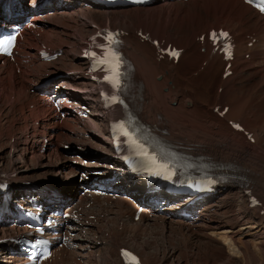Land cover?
<instances>
[{"label":"bare ground","instance_id":"bare-ground-1","mask_svg":"<svg viewBox=\"0 0 264 264\" xmlns=\"http://www.w3.org/2000/svg\"><path fill=\"white\" fill-rule=\"evenodd\" d=\"M48 1L49 8L47 9H38L30 5L35 2V0H31L28 5L19 2L18 10L22 12L31 11L28 12V15L31 22H33L32 30H40L39 37L41 40L49 45L52 50H60L61 54L51 61L35 59L33 61V69L35 70L26 74L28 79L24 83H18V79L21 78L22 73L25 72V64L17 61V66L12 67L10 63H7L4 74L2 76L0 75V96L6 98L5 101H8L9 95L12 94L13 99L9 105L16 106L20 112L26 109L28 114L31 115L34 120H37L38 123L50 120L52 115H47L41 105L28 106V103L32 102L38 93L27 92L26 89L29 87L27 84L41 81L45 77L55 74L53 80L55 84L53 83L51 87L57 84L56 89L58 90L61 89L60 87L62 84H66L70 88L66 92L71 95H74V92L71 90L75 89L79 92H83L84 99L88 97L82 89L87 87L90 81L88 80V76L83 73V70L68 73L64 72L68 69L80 68L83 61L79 58V53L75 54L68 44V42L70 43L71 41L69 39V26L65 27V24L57 26L52 23L54 22L52 18L57 17H55V15H65V17L67 15V18L73 15H79L81 17L79 25L76 27V30L78 29L79 40L82 39V33L91 31L92 27L90 23L98 24L99 22L97 19L101 17H105V23L118 22L127 29H133L134 32H129V34L124 36V40L127 44L124 53L129 59H132L134 70H136L137 74H140L142 88L141 85H139L138 90L137 86L135 92L136 107L139 109L142 106V108L147 111V118L155 122L159 130L165 129L169 137L173 138L177 143H181L188 147L190 153L209 155L210 162L219 166L222 173L237 176L239 182L227 181L222 183L218 191L219 196L199 202L194 208L196 213H198V217L195 220L186 219L188 221H185L183 219H176L174 218L177 216L176 211L166 209L157 211L149 217L142 216L139 220L128 224L133 225L134 231L141 221H151L152 223L160 222L162 226L174 224L181 230L184 228L196 237L199 235L205 239V248H213L212 250H214L213 255H211L213 260L217 257L222 258L224 256V248L228 242L231 246L234 245V247H236V243H239L240 247L243 249L240 255L243 257L242 261L244 264H254L258 256L263 255L262 251L264 252V248L261 249L259 252L260 255L257 256L248 245V239L244 237L253 234L259 237V234L264 233V229H259L264 228V214H261L259 210H257V212H254V210L253 212L249 211L247 213H251L252 215L244 224H239L236 220V213H230L235 210H233L234 208L231 209L232 203L229 198L230 195H232L234 198L236 196L243 200L245 196L243 190L249 186L252 187L256 193L264 197V158H260L261 155L264 156V152H261L263 149H261L259 145L260 135L258 134V136L256 133L257 126L264 123V118L261 120L257 119L255 120L256 122L245 119L247 115H252L251 108H245L247 102L250 101V97L246 99V96H249L251 90L255 91V89L259 90L258 94H261V97L262 95L264 96V16L260 15L254 8H251L242 0H165L159 4L145 5L144 7L128 5L127 7L116 6L112 8L96 7L95 5L87 7L78 3L76 0ZM190 6L197 10H201L202 13L191 18V20L188 18L187 20L180 21L183 16L189 13L187 9ZM50 9L51 12L46 11ZM87 18L89 19L88 21L86 20ZM72 20L73 19H71V21ZM194 23H196V25H194ZM141 25L151 29L153 32L152 38L157 37L161 39L165 37L167 42L171 40L175 43L177 42L179 46L185 47L186 50L180 55L177 63H173L167 60V58L158 59L154 56L155 46L152 42L141 39L140 35L135 33L136 29ZM222 25L238 31V35H236L237 57L234 59V64H236L234 68L235 71L232 75H227L224 78L223 67L226 61L223 59V55L218 53L210 54L208 44H202L201 41L197 39V36L202 32H207L210 28L221 27ZM70 26L72 25L70 24ZM246 35L248 36L246 37ZM36 38L37 37H35V39ZM253 38L255 40L252 45L248 46L247 43L252 41ZM166 41L165 43H167ZM202 45L205 47L203 51H201ZM23 48L28 56L33 55L35 50L34 43H29ZM115 49V47L111 48L114 52ZM246 52L250 54L249 58L243 55ZM203 61H206V63L203 64ZM184 62H186L185 65L183 64ZM121 63L122 61H119L120 65ZM239 63L241 64L240 67H238ZM15 68L19 69L18 73H15ZM199 71H201L200 74H202L200 76L204 77L207 82L204 84L201 83L199 87H196L193 85V81ZM119 72V82H121L124 80V75L122 71ZM158 75H160V79ZM208 84L213 86V88H209L210 86H208ZM220 86H223V88L221 91H218ZM140 96L142 97L141 101ZM78 97V94L74 95V98ZM261 97L259 96L258 98ZM219 100H225L229 103V107L223 115H219L218 111H221L227 103H224L217 112H213V108L219 104ZM132 105L135 107L133 103ZM237 108L238 111H236ZM140 114L143 117L141 111ZM102 116V114L99 115L98 111H93L89 119L99 122V126L94 128L92 125H89L86 130L81 132V134L88 132V138L86 140L80 138L78 131L75 132L76 128L74 124H78V121H73L74 119L71 117L61 120L60 124L44 126V131H42L40 135L41 137L46 136L49 139V143L38 154L29 152V155L30 158L33 155L34 158L37 157V163L43 162L47 166H52L51 172L38 175L34 172L29 173V171H27V168L30 166L33 167L34 164L29 166L24 164L25 154L28 153L26 151H37L40 146L41 140H38L35 136L25 138L21 143L13 144L8 151H6V155H4L2 149V151H0V165L4 164L5 160H7L6 164L8 168L10 171L14 172V180L35 179L41 182V180L45 179V181L57 185L61 192L71 199L76 190L80 188V184L72 176L78 168L79 161L72 162V160L76 157L74 153H79L81 151L72 146L69 151L64 153V159L56 160H51L47 154L51 150L56 149L57 144L53 139L56 133L62 141L80 144L82 147L86 146L85 153H93L91 151L93 147H98L100 150H108L105 139L99 134L94 133L95 130H98L100 133L103 131V123H101ZM228 119H240L245 128L254 132V141H249L242 131L233 130L228 123ZM144 120L146 121V119ZM128 127H131V125L128 124L127 128ZM62 130L68 135L64 134ZM72 137L76 138V140H73ZM91 140L94 142L93 144L90 143ZM86 144L90 145L87 146ZM89 146L92 148H89ZM257 147L260 149L256 150ZM93 154L95 156L99 155V153ZM21 165H25V168ZM59 165L64 168L65 172L62 171ZM118 170L119 169H116V171ZM121 177L122 180L129 182L123 174H121ZM65 178H70V180L67 179L66 181ZM256 179H260L262 182L256 183ZM134 184L138 183L134 182ZM123 189L126 190L127 186ZM224 198L227 199L228 202H223ZM78 199L83 200L84 197L80 196ZM99 201L101 200H97L98 203L88 208V210L90 209L93 211L95 215L94 218L80 219L74 223L77 235L72 237V243L75 242L76 247H72L68 251L62 252L59 256L51 258L50 262L53 264L63 262L62 256L68 253V255H72V260L76 261L75 264L79 263L80 258H86L94 248L98 249L96 243H104L102 240L93 237V231L91 234H88L85 233V230L92 228L98 230L101 225L105 226V224H109V220L111 224L115 225V227L112 228L115 231L112 229V231L110 229V231H108L107 228V232H105L106 238L107 236L112 237V241L107 245L111 249H115L116 252L118 251L120 245H117L118 241L116 237L117 234L125 230V226H121L120 231L116 226L120 216L125 215L123 213L124 210H122L121 205L111 207ZM237 201L240 200L238 199ZM183 203L184 201L181 200L179 204L182 205ZM79 204L80 202L77 200L75 206ZM248 210L250 209H247V211ZM81 211L82 209L80 208L79 213H81ZM219 212H221V214L217 217L216 214L218 213L219 215ZM225 212L229 213L226 215ZM128 216L131 220V216ZM123 222L126 223V221ZM2 228L3 227L0 226V230ZM6 229L11 230V227H7ZM255 229L259 230L251 232V230ZM129 232L131 233L130 236H134L131 231ZM179 232L182 233L183 231ZM236 240H238V242H236ZM96 249H94V251ZM140 253L142 257H140V259L142 261L147 263L156 261L154 257H149L146 252L147 255L143 254L142 250ZM228 255L229 257L237 256L234 252L231 254L228 253ZM166 256H163L162 260L167 261L170 259L171 252ZM116 258L118 259L117 254ZM4 261V263L0 262V264H7L9 262L7 259ZM17 261L19 263L21 260L19 259ZM104 262L108 264H120L119 259L113 262H109L108 260ZM16 263L17 262H14L13 264Z\"/></svg>","mask_w":264,"mask_h":264},{"label":"rangeland","instance_id":"rangeland-1","mask_svg":"<svg viewBox=\"0 0 264 264\" xmlns=\"http://www.w3.org/2000/svg\"><path fill=\"white\" fill-rule=\"evenodd\" d=\"M30 2H31V0L28 2V4ZM55 2H56V0H55ZM69 6H70V4H69ZM187 10L189 13L186 14L185 16H183L180 19V21L187 20L188 18L191 20V18L198 16L202 13L201 10H197L195 8H192L191 6ZM63 16L65 17V15H59V16H58V14L55 15L56 18H54V17L52 18V20H54V22H52V23H54L57 26H62L64 24H65L64 25L65 27L69 26V29H70V31H69L70 38L69 39L71 41H70V43L68 42V44L71 47L72 51L75 54H77V51H78L77 42L79 41V38H78L79 36H78V31H77L78 29L76 30V27H77V25H79L81 17L79 15H76V16L73 15V16L67 18V15H66V17H65L67 19L66 20ZM71 19H73V20L71 21ZM97 20L99 23H105V17H101L100 19H97ZM70 24L72 26H70ZM111 24H113V23H111ZM194 25H196V23H194ZM83 34H82V36H83ZM152 34H153V32H152ZM30 42H33V41L30 40ZM78 53H79V51H78ZM185 63L186 62H184L183 64L185 65ZM240 66H241V64L239 63L238 67H240ZM28 68H30V65L28 66ZM200 72L201 71H199V73H197L196 77L194 78V81H193L194 86L196 83L195 79H198V76H199V79H200V77L202 78V80H203L202 84L207 82L204 77L200 76V75H202V74H200ZM23 75H24V72L22 73V77L18 79V83H24L27 81V79L23 78ZM53 75H55V74H53ZM53 75H51V76H53ZM54 77L55 76H53V80H54ZM199 79L197 80V82H199ZM208 86H210L209 88H211V87L213 88V86H211L209 84H208ZM221 87L223 88V86H221ZM258 92H259L258 89H255V91L251 90V92L249 93V96H246L247 98L245 97L246 99H248L250 97V101L247 102L245 108H249V109L251 108L250 110H251V114H252V115H249L250 117L248 115H247L248 117L247 116L245 117V119H247V120L255 121L257 119L261 120L262 118H264V96L262 95V97H263L262 98L261 94H258ZM259 96L261 98H258ZM5 100H6V98H3V97L0 98V151H2V149H3L4 155H6L5 153H7L6 151H8L10 146H12L13 144H16V142L13 140V138L15 136L20 135L22 132H24V130L29 129V126H30V124H29L30 118H29V116H27L26 110L22 114L19 112V109L16 106L15 107L10 106L8 104L9 101L6 102ZM236 111H238V108L236 109ZM253 114H254V118H253ZM83 123L85 124L86 128L89 127V125H92V127L95 126V123L91 122V121H86ZM244 123H246V122H244ZM263 124L260 126H257V127L259 129H261V128H263ZM97 126H99V123ZM263 130L264 129H261L260 131H263ZM95 132L98 133L97 130H95ZM256 133H257V135L258 134L260 135V136L258 135L259 136V142H260L259 145H260V148L263 149V150H261V152L263 153L264 152V132L256 131ZM9 141H14V142H9ZM60 148H61V146H60ZM260 148L257 147L256 150H258ZM260 158L262 159V158H264V156L261 155ZM36 159H38V158L37 157L34 158V155L31 156V158H30L29 155L26 154V156H25L26 165L29 166V165L34 164L33 167L30 166L27 168L28 169L27 171H29V173L34 172L38 175H42V174L51 172L52 166H47L43 162L37 163ZM39 159H41V158H39ZM83 159H87V157L83 156ZM6 161L7 160H5L4 164L0 165L1 166L0 169H2V170L8 169V165L6 164ZM21 166L24 167L25 165L24 166L21 165ZM59 167L62 169V171H64V168H62V166L59 165ZM65 179L67 181L68 178H65ZM68 180H70V178ZM255 181H256V183L262 182L260 179H258V180L256 179ZM231 196L232 195H230V198H229L231 203H232L231 209L234 208L233 210H235L236 212L231 211L230 213H233V212L236 213V215H237L236 220L239 222V224H244L247 221V219L252 215L251 213H247V212H249V211L253 212V209L246 207V204H245L246 198H243V200H242L240 197L235 196V198H234L233 196L232 197ZM238 199L240 201H237ZM223 202H228V201H227V199L224 198ZM246 208L250 209V210L247 211ZM228 213L225 212L226 215ZM220 214H221V212H219V215L217 213L216 216L218 217V216H220ZM108 222H109V224H105V226L101 225V230H103L104 232H102L101 237L98 238L99 240H102L104 242V243L100 242V245L103 248L97 256L94 255V249H96V248H94L92 250L93 253L92 252L89 253L88 256L86 257L87 259L85 258L87 264H108L104 261L108 260L109 262L110 261L113 262V261L118 260L116 258L115 250L111 249L107 245V244H110V242L112 241V237L107 236V238H106L105 232H107V228H108V231H110L112 228L115 227V225L110 223V220ZM121 226H125L124 229L126 231L123 230L122 233L117 234V237H118V238L116 237V240L118 241L117 243L121 244L120 246H122V244L129 246L132 250L137 252L139 257H141V253H140L141 250H142L143 254H145V255L148 254V256L151 258L154 257V260H156V261L153 263H150V264H244V262L242 261L243 257L240 255L241 252H243V249H242V247H240L239 243H236V247H234V245L231 246L228 242L224 248V251H225V253L223 254L224 256L222 258L217 257L216 259L213 260L211 255H213L214 250H212L213 248L212 249L205 248V245H204L205 239H203V237H200L199 235H198V237H196L195 235H193L192 233H190L186 229L182 228V230H181L174 224H171V225L167 224V225L162 226V225H160V222L159 223L158 222H156V223L141 222L136 227L137 229L135 231H134L133 226L131 224L124 223L123 221H122ZM172 228H174V229H172ZM259 229L262 230L264 228H259ZM259 229L251 230V232H255L256 230H259ZM112 230H114V229H112ZM129 231H131L134 234V236L133 235L130 236L131 233ZM179 231H183V232L185 231V232L180 233ZM169 234L172 236H170ZM200 234H203V233H200ZM262 234L264 235V233H262ZM262 234H259V237H258V235L256 236L254 234L253 235H247L246 237H244L245 239L246 238L248 239V241H249V243L247 241L248 245L250 246L251 250L255 254H257V256L260 255L259 252L261 251V249L264 248V236ZM95 238H97V237H95ZM236 242H238V240H236ZM200 245L203 247H201ZM236 250H238V251H236ZM170 252H171V256H170L171 258L168 259L167 261L162 260L163 256L165 257L166 255L170 254ZM233 252L237 256L234 255L235 257H232L230 255L231 257H229L228 253L231 254ZM235 252H238V253H235ZM262 254L263 255H260L261 257L258 256V258L254 264H264V252L263 251H262ZM66 255H68V253ZM100 256H101V258H100ZM206 256H207V258H206ZM208 256L209 257L211 256V257L209 258ZM259 257H260V259H259ZM72 259H73L72 255H69V257H65V258L63 255L62 256L63 262H58V264H61V263L67 264V261H68V264H70L71 263L70 261H73ZM76 264H81V263L79 261V263H76Z\"/></svg>","mask_w":264,"mask_h":264},{"label":"snow or ice","instance_id":"snow-or-ice-1","mask_svg":"<svg viewBox=\"0 0 264 264\" xmlns=\"http://www.w3.org/2000/svg\"><path fill=\"white\" fill-rule=\"evenodd\" d=\"M261 11H264V8L260 9ZM215 36V34H212ZM221 35L227 36V33H222ZM106 40L109 41V44L107 46L100 45L102 49H107L106 51L102 52L100 57H97L95 59V63H98L99 65L105 66L103 70L108 72L109 74L104 77L106 81L112 84L113 87H116L119 83V57L115 54L114 51L111 50V44L115 43V41L112 39L111 35L105 37ZM14 40V37H11L9 39H0V51L7 52L9 51L12 42ZM175 55L176 53H172ZM93 57H96L95 53H91ZM116 127L122 128V125H117ZM238 127V126H237ZM127 135V132L124 133ZM141 155H146V153L141 152ZM153 163H155V160L153 158ZM162 169H166V165H160ZM122 255L125 257H130V260L127 261V264H138L136 261V258L132 256L130 253H127L125 250H122Z\"/></svg>","mask_w":264,"mask_h":264}]
</instances>
